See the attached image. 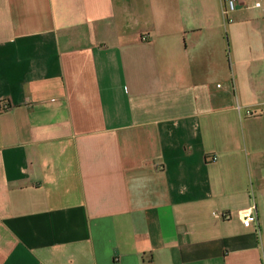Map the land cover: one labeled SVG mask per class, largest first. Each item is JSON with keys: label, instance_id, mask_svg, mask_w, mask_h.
Segmentation results:
<instances>
[{"label": "crops", "instance_id": "0c3cea01", "mask_svg": "<svg viewBox=\"0 0 264 264\" xmlns=\"http://www.w3.org/2000/svg\"><path fill=\"white\" fill-rule=\"evenodd\" d=\"M221 9L0 0V264H264V0Z\"/></svg>", "mask_w": 264, "mask_h": 264}, {"label": "built area", "instance_id": "2783aa9c", "mask_svg": "<svg viewBox=\"0 0 264 264\" xmlns=\"http://www.w3.org/2000/svg\"><path fill=\"white\" fill-rule=\"evenodd\" d=\"M246 0H221L222 9L221 14L226 22V24H232L234 22V14L239 8V6ZM255 8H259L260 4L256 3ZM211 161H215V157H211ZM240 220L245 228H250L257 223V217L255 213V206H251L245 211L240 213Z\"/></svg>", "mask_w": 264, "mask_h": 264}]
</instances>
